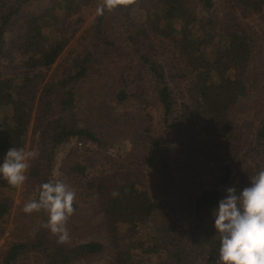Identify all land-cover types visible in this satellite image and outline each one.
Masks as SVG:
<instances>
[{"label":"trees","instance_id":"obj_1","mask_svg":"<svg viewBox=\"0 0 264 264\" xmlns=\"http://www.w3.org/2000/svg\"><path fill=\"white\" fill-rule=\"evenodd\" d=\"M30 1L12 0L9 3L13 7L0 13V66L3 65L5 35L12 30L9 28L10 20L15 17L16 21L20 15H25L26 4ZM100 2L49 0L46 7L35 11L19 28L17 54L20 62L25 63L44 54L56 61L68 44V21L73 15L80 14L84 7L94 9ZM220 3L221 14H215V0H152L140 10L142 12L134 24H127L133 4L122 5L112 12L105 11L102 16L96 14L90 25L84 28L83 51L77 56L69 74L58 84H46L41 91L47 127L42 133L40 162L32 168V173L39 179V186L53 180L50 170L56 149L72 137L103 142L100 135L104 132L90 125L75 124L70 119L82 87L86 89L88 101L101 108L97 101L102 89L100 85L113 81L117 88L114 91L116 103L138 104L143 108L145 122L151 121L147 127L139 126L143 139L138 144L139 149L148 154L143 156V161L156 169L161 182L165 183L163 198L156 204L143 182L141 171L122 170L87 177V167L75 165L72 172L80 177V196L84 202L88 200L92 204L93 218L105 219L107 243L98 240L78 242L79 236L74 240L71 235L69 242L52 245L48 237L53 235L41 228L33 240L13 244L3 264H12L31 249L50 258L52 264H70L86 257L103 256L109 248V258L100 264H140L138 255L153 264H188L184 224L175 216L178 207L171 193L176 172L172 164L173 153L167 142L165 144L160 137L150 134L154 131L151 130L153 116L146 110L151 103L161 106L165 123H169L174 110L165 65L158 58L167 55L170 59V76L176 74L186 78L191 73L203 101L206 118L196 137L197 128L192 118L180 116L173 119L176 124L175 132H172V147L185 161V169L191 177L204 172L213 161L219 183L229 186L243 159L261 157L251 169V176L264 162V121L256 131L259 147L253 153L258 156L252 157L245 150L247 141L229 116L234 105L247 99L260 86V76L254 75L252 79L249 75L251 65L260 53L261 38L244 21L255 11L264 9V0H220ZM118 26L124 29L121 35L116 29ZM158 49L163 54L157 56ZM172 71L175 72L172 74ZM146 76L152 82V94L142 82ZM43 78L39 71L0 76V163L11 147H25L37 91ZM128 135L133 134L129 132ZM250 184L251 180L239 185L242 186L240 191ZM15 190L0 178V235L5 231L4 223L12 210L13 201L9 195ZM221 199L217 190L210 193L209 190H199L192 201V209L197 213L192 215L197 219H202L204 213L212 216ZM74 207L76 212L68 222L77 230L81 229V223L75 218L78 217L77 209L82 206L75 202ZM47 220L48 215L43 211L40 224ZM214 225L215 217L212 216L201 227L210 230L199 234L208 248L209 257L205 264H215L218 258L220 239L219 235H214L217 233L212 228ZM153 231L156 234L151 235Z\"/></svg>","mask_w":264,"mask_h":264},{"label":"rangeland","instance_id":"obj_2","mask_svg":"<svg viewBox=\"0 0 264 264\" xmlns=\"http://www.w3.org/2000/svg\"><path fill=\"white\" fill-rule=\"evenodd\" d=\"M10 1L12 0H0V13L6 12V9L13 7V5L9 3ZM215 1L217 5L214 13L221 14L222 4L220 0ZM151 2L152 0H134L132 4L135 8H132L127 18V24L136 23L140 16L139 13L142 12L140 10L148 6ZM48 4L49 0H32L28 2L25 7V15H20L19 19L16 21L15 17H13L10 20L9 26L10 30H12L10 32L7 31L5 35L6 45L2 61L3 65L0 66V76H13L23 71H39L44 75V78L41 80L40 88L37 91L27 142L24 147L27 150L37 151L39 156L30 161L31 168L27 173L28 178L24 184L20 188H16V190L9 195L12 198L13 204L10 214L7 216V221L4 223L5 231L0 235V264L4 263L6 254L13 244L33 240L36 233L42 228L40 223L43 218V211L33 212L32 214H26L23 211L24 203L32 199H38L40 191L39 179L32 173V168L37 166L40 162L42 153V133L47 127L46 116H44L45 102L41 98V91L46 84H58V82L69 74L77 56L83 51L84 42L82 32L84 28L90 25L97 14L96 8L91 9L90 7H84L80 14L72 16L67 23L69 24L66 31L68 44L56 61H53L44 54L40 58H31L27 62L21 63L20 57L17 54L19 47V40L17 39L20 34L19 28L23 25L24 21L26 22L35 13V11H40ZM79 18L81 19L78 20ZM14 22H16L15 26L13 25ZM244 23L248 25L251 31L255 32L261 38L262 44L259 49L260 53L257 54L258 57L255 63H252L251 73L249 75V78L252 79L254 75H259L261 81L260 86L256 88L247 99H243L233 106L229 116L236 125L238 132L243 135L242 138L245 139V142L247 141V144L244 145L245 150L250 152L253 157V155H256L253 153L254 149L257 150L259 147L256 141V131L264 121V9L255 11L251 16L245 19ZM116 29L120 32V35L124 30L119 26ZM156 54H158L157 56L163 54L162 50L158 49ZM158 60L165 65L168 84L174 100V110L170 116L169 123H165L161 106L151 103L150 107L146 109L153 116L151 130L154 131L150 132V134L160 137L161 141L165 144L167 142V147L170 148L173 153L172 164H174L176 172L174 173L175 181L171 193L173 199H176L175 203L178 207V210L175 211V216L180 218L181 224H184V234L187 240L185 250L188 264H205L209 257L208 248L204 238L202 239L199 234H203V232L205 233V231L208 232L210 230L207 227H201L205 220H209L214 215L210 216L211 213H204L202 219L195 218L194 215H192L194 212L197 213L192 209L193 197L198 195L199 190H209V193L213 190H217L221 194L222 199L226 197V190L228 187H240L237 190V192H239L242 188V186L239 185H244V183L250 180L251 169L254 168L256 162L259 161L261 157H257L258 155H256V159H250L249 156L243 159L240 168L235 170L236 177L234 181L229 184V186L219 183L218 170L214 169L216 164L213 161L204 172L194 174L191 177L189 172L185 169V161L179 158L180 155H177L172 147V132H175L174 124H176L173 119L180 116L192 118V123H194L195 128H197V132L195 131L194 135L196 137L201 123L206 118L203 101L198 89L195 87L194 77L191 73H189L186 78L179 77L176 74L173 75L174 77L172 75L170 76V59H168L167 55H163L160 56ZM173 72L175 71H172V74ZM147 78L150 79V77L146 76L142 82H145L146 88H149V93L152 94V82L148 81ZM100 86L102 89L100 90V96L97 101L101 103V108L93 106L88 101L84 92L86 89L82 87L79 91L76 107L72 110V117L70 120L74 121L75 124L90 125L104 132L103 135H100L103 142H91L83 137L70 138L57 147L50 170L52 179H60L75 190V202L82 206L81 209H77L78 217L75 218L76 222L80 220L81 229L74 230L73 224L70 225L69 222L67 224L70 235H73L74 240H77V235L79 236L78 242L98 240L107 243L108 239L104 232L106 227L105 219L93 218V206L88 200L84 202L83 197L80 196V177L72 172V167L78 164L86 166L87 177L104 176L122 170L141 171L143 172V182H145L150 189L151 196L156 201V204L163 198L162 188L165 184L161 182L156 169L151 168L143 161V156L147 157L148 154L139 149V144L142 143L140 141L143 139L140 136L141 133L139 132V128H144L151 124V121L145 122L142 117L144 114L143 108L131 102L125 105H118L116 100H114V91H116L117 88H115L116 86H114L113 81L106 84L102 83ZM135 114L137 115L135 116ZM129 115H131L132 121ZM130 122H132V126ZM129 132L134 135H132L135 137L134 141L132 136L128 135ZM188 142H191V140L188 139ZM261 148H263V146H261ZM257 153L259 154V152ZM262 164L263 165L258 166L257 170L260 171L261 168L264 167V162H262ZM170 199L172 198L170 197ZM157 219H159V217H157ZM154 234H156L155 231H153L151 235ZM214 235L217 237L219 234L215 233ZM48 238L51 240L52 245L61 244L57 242V237L54 235ZM110 251L111 248L107 249L103 256L86 257L70 264H100L103 260L109 258ZM138 257L140 264H153L150 260L141 255H138ZM12 264H52V261L45 255L40 256L39 253L31 249L27 253L20 255Z\"/></svg>","mask_w":264,"mask_h":264},{"label":"clouds","instance_id":"obj_3","mask_svg":"<svg viewBox=\"0 0 264 264\" xmlns=\"http://www.w3.org/2000/svg\"><path fill=\"white\" fill-rule=\"evenodd\" d=\"M134 0H101L96 12L103 15L119 6L132 4ZM35 150L11 147L0 163V178L10 186L20 188L27 180L31 160L38 158ZM251 184L237 192L227 188V195L213 209L215 229L219 234L220 247L215 264H264V167L250 176ZM118 193H113L117 195ZM76 192L60 179L40 185L38 199L26 201V214L43 210L48 220L41 227L57 237L58 243L71 239L68 220L76 212Z\"/></svg>","mask_w":264,"mask_h":264}]
</instances>
